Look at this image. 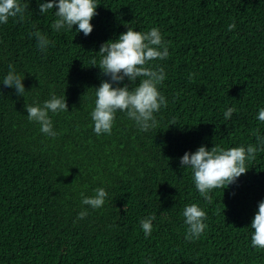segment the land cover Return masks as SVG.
<instances>
[{
    "label": "trees",
    "instance_id": "obj_1",
    "mask_svg": "<svg viewBox=\"0 0 264 264\" xmlns=\"http://www.w3.org/2000/svg\"><path fill=\"white\" fill-rule=\"evenodd\" d=\"M21 2L29 3L25 19L0 24V264H264L250 227L264 200V151L236 183L212 190L211 202L180 165L202 145L256 144L257 129L264 137V0H97L88 36L77 26L53 31L54 10L41 15L37 0ZM127 27H158L168 42L169 58L151 62L165 68L159 90L168 106L147 132L118 111L112 134L98 136L95 88L110 79L98 52ZM37 29L54 44L46 52L29 35ZM10 63L24 76V97L2 84ZM52 93L65 94L69 110L49 113L55 138L25 109ZM97 187L108 192L105 205H81L80 193ZM190 203L207 214L194 242L184 239ZM82 209L89 214L77 219ZM151 214L146 238L139 221Z\"/></svg>",
    "mask_w": 264,
    "mask_h": 264
},
{
    "label": "clouds",
    "instance_id": "obj_2",
    "mask_svg": "<svg viewBox=\"0 0 264 264\" xmlns=\"http://www.w3.org/2000/svg\"><path fill=\"white\" fill-rule=\"evenodd\" d=\"M39 12L46 14L54 10L55 20L51 24L53 31L72 30L88 36L93 31L92 19L97 15V0H37ZM29 3L21 0H0V24H6L9 18L25 19ZM236 27L235 23L228 25V31ZM36 38L37 47L46 52L49 44L53 42L47 33L39 29L29 34ZM54 46V44H53ZM100 56L99 69L102 75L109 80H102L99 87L95 88L94 107L90 112L93 122V130L96 135H111L118 111L126 114L141 132H147L157 126L155 113L168 106L167 98L159 90L166 79L165 68L160 64H152V61H163L169 58V45L163 39L158 27H151L148 31H136L127 27V31L120 34L117 39L103 43L98 52ZM95 64V61H93ZM8 72L4 76L2 84L14 88L17 95L23 96L26 92L24 76L18 73L15 66L8 65ZM194 74H189V79ZM131 82L120 86L125 79ZM139 78L138 85L136 84ZM116 85L115 87L113 85ZM29 122L39 125V130L45 136L55 138L58 133L54 131L53 120L49 113L57 115L69 112L66 97L57 96L55 93L43 103H25ZM237 109L228 107L224 112L225 120H229ZM257 119L264 122V107L258 111ZM256 144L241 145L224 148L215 145L211 149L200 146L195 152H185L180 158L182 168L191 170L195 188L200 196L207 202H211L210 193L214 189H225L236 183L242 174L248 171L247 163L254 160L260 151H264V137L259 135V130L253 133ZM81 205L90 206L93 210L105 205L108 192L104 187H97L93 195L88 196L81 192ZM86 209H82L77 219H83L88 215ZM182 215L187 226L184 239L186 242L198 240L207 229L206 211L197 203L186 204ZM155 214L146 216L139 221L145 237H149L153 231ZM251 247L264 249V200L258 202V211L251 222Z\"/></svg>",
    "mask_w": 264,
    "mask_h": 264
}]
</instances>
